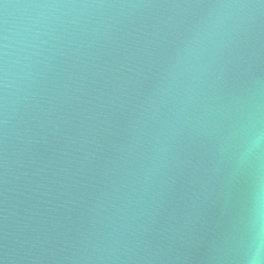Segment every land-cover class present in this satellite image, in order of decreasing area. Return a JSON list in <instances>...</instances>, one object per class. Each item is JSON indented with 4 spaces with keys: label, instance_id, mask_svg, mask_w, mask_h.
<instances>
[{
    "label": "water",
    "instance_id": "obj_1",
    "mask_svg": "<svg viewBox=\"0 0 264 264\" xmlns=\"http://www.w3.org/2000/svg\"><path fill=\"white\" fill-rule=\"evenodd\" d=\"M264 264V0H0V264Z\"/></svg>",
    "mask_w": 264,
    "mask_h": 264
},
{
    "label": "clouds",
    "instance_id": "obj_2",
    "mask_svg": "<svg viewBox=\"0 0 264 264\" xmlns=\"http://www.w3.org/2000/svg\"><path fill=\"white\" fill-rule=\"evenodd\" d=\"M256 262V257H253L252 264H255Z\"/></svg>",
    "mask_w": 264,
    "mask_h": 264
}]
</instances>
